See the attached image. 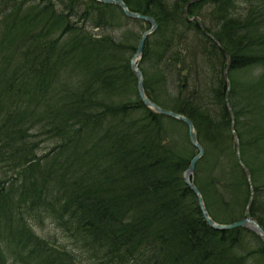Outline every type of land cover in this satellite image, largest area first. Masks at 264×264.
Masks as SVG:
<instances>
[{"label":"trees","instance_id":"trees-1","mask_svg":"<svg viewBox=\"0 0 264 264\" xmlns=\"http://www.w3.org/2000/svg\"><path fill=\"white\" fill-rule=\"evenodd\" d=\"M123 1L157 23L145 93L192 121L208 214L238 220L252 195L264 227V0H199L187 17L189 0ZM144 24L96 0H0V264H264L255 233L205 222L186 124L140 100ZM45 218L66 240L35 232Z\"/></svg>","mask_w":264,"mask_h":264},{"label":"water","instance_id":"water-1","mask_svg":"<svg viewBox=\"0 0 264 264\" xmlns=\"http://www.w3.org/2000/svg\"><path fill=\"white\" fill-rule=\"evenodd\" d=\"M96 1L101 2V3H106V4L117 5L122 10V12L125 16H127L129 18H133V19H139V20H142V21H145L148 23V28L142 32V34L138 40L137 46L135 48V51L131 55L130 61H129L130 69L136 78L137 93H138V96H139L141 102L147 108L152 110L153 112H155L157 114L169 116L171 118L180 120L186 124L188 137H189L191 144L196 148V154L192 157L187 168L184 170L183 178H184L185 184L195 193V195L197 197V202H198L200 212H201L205 222L207 223V225L214 230H227V229H233V228H237V227L245 228V229L250 230L251 232L255 233L262 240L263 245H264V227L258 222V220H256L249 213V207H250V204L252 201V195H251V197H250V199H249V201H248V203L244 209V212H243L241 218L238 220H235V221L229 222V223H222V222L215 221L208 214V211H207L206 206L204 204V199L202 197V194L194 182L196 163L199 160V158L203 155L204 148L202 147V145L199 143V141L197 139V135H196L192 121L180 113H176L172 110H167V109L160 107L157 103H155L154 101L149 99L145 93L144 82H143L144 76H143V72L139 66V61H140V58L142 56V52H143V48H144L146 38L152 32H154L155 29L157 28V23H156L155 19L150 15L142 14L140 12L130 10L123 0H96ZM195 1H199V0L187 1V3L184 6V9H183L184 16L187 17V12H186L187 6L190 3H193ZM188 19L190 21L193 19H196L199 22L200 27H202V23H201L198 16H194L193 18H188ZM224 52H225L226 63H227V66L224 70V78H225L226 83L228 84L227 72L229 70V56H228V53L226 51H224ZM227 106L229 108L228 101H227ZM232 128H233V124H232ZM234 138H235V142H236V146H237V154H238V157L240 159L239 149H238V137L236 136L235 133H234ZM240 164H241V166H242V168L246 174L247 180H250V171L248 170V168L243 163H241V161H240Z\"/></svg>","mask_w":264,"mask_h":264},{"label":"rangeland","instance_id":"rangeland-1","mask_svg":"<svg viewBox=\"0 0 264 264\" xmlns=\"http://www.w3.org/2000/svg\"><path fill=\"white\" fill-rule=\"evenodd\" d=\"M147 22L146 25L144 24V27H147ZM145 29V28H144ZM95 33L97 34H103L105 32V29H103L102 27H99L97 29H94ZM31 224H33L34 226V230L36 233H38L41 237H51V236H56L57 239L59 240H66L63 236H62V232L59 231V229L55 228V226L46 218L43 219L42 221L36 220L35 222H32ZM69 243L72 245V242L70 240H68Z\"/></svg>","mask_w":264,"mask_h":264}]
</instances>
